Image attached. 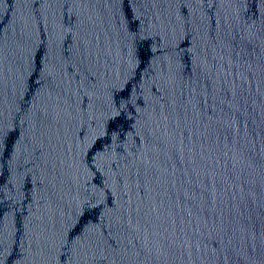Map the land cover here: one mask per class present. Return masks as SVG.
<instances>
[{"label": "water", "instance_id": "95a60500", "mask_svg": "<svg viewBox=\"0 0 264 264\" xmlns=\"http://www.w3.org/2000/svg\"><path fill=\"white\" fill-rule=\"evenodd\" d=\"M0 264H264V0H0Z\"/></svg>", "mask_w": 264, "mask_h": 264}, {"label": "snow or ice", "instance_id": "6c2138e0", "mask_svg": "<svg viewBox=\"0 0 264 264\" xmlns=\"http://www.w3.org/2000/svg\"><path fill=\"white\" fill-rule=\"evenodd\" d=\"M239 6L243 7L244 6V0H238ZM118 114V113H117Z\"/></svg>", "mask_w": 264, "mask_h": 264}]
</instances>
